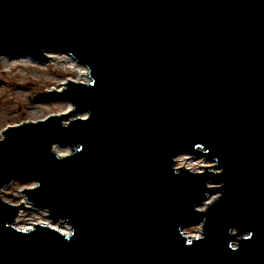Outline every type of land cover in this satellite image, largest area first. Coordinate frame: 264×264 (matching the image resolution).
Listing matches in <instances>:
<instances>
[{
	"label": "water",
	"instance_id": "water-1",
	"mask_svg": "<svg viewBox=\"0 0 264 264\" xmlns=\"http://www.w3.org/2000/svg\"><path fill=\"white\" fill-rule=\"evenodd\" d=\"M45 52L88 81L3 132L0 264H264V0H0V57ZM26 205L69 231L17 228Z\"/></svg>",
	"mask_w": 264,
	"mask_h": 264
},
{
	"label": "rangeland",
	"instance_id": "rangeland-1",
	"mask_svg": "<svg viewBox=\"0 0 264 264\" xmlns=\"http://www.w3.org/2000/svg\"><path fill=\"white\" fill-rule=\"evenodd\" d=\"M28 59L20 57V59H14L10 63L0 61V139L3 138V132L9 127L36 123L46 120L52 115L70 114L69 112L74 110V107L71 111L69 110L72 104L68 100L51 93L53 91L62 92L64 89L59 90L62 84L68 82L69 79L78 78V74L72 69V66L59 60ZM71 60L69 59V61ZM84 115H82L83 118H85ZM76 117L71 114L67 120L71 121ZM67 120H65L66 124L69 123ZM191 159L192 161L189 162L190 165L186 169L196 170L204 161H207L195 154H192ZM210 164L212 163L210 162ZM202 172L204 170L200 173ZM35 185V183L28 181L13 182L4 189L2 195L6 201L19 205L24 200L23 190ZM221 195L220 191L216 194L210 192L209 197L217 201ZM198 208L201 210V206ZM20 215L18 220L21 226L19 227L27 228L30 226L31 228L37 222L51 223L46 211L39 208L24 209ZM51 225L64 228L59 223H51ZM185 233L192 237L202 236V225L190 226L185 229Z\"/></svg>",
	"mask_w": 264,
	"mask_h": 264
},
{
	"label": "bare ground",
	"instance_id": "bare-ground-1",
	"mask_svg": "<svg viewBox=\"0 0 264 264\" xmlns=\"http://www.w3.org/2000/svg\"><path fill=\"white\" fill-rule=\"evenodd\" d=\"M64 53H59V52H45L44 54H41V55H39V56H32V55H24V56H22L21 58L23 59V58H25V59H28V58H30V59H37V60H46V61H50V60H59V61H62L63 63H65V64H70L71 66H72V69L78 74V78L77 79H74V80H71V79H69L68 80V82L69 81H75V82H79V83H84V82H87L88 81V77H87V69L86 68H83L82 67V65L81 64H79L73 57H71V56H69V55H67V54H64V55H66V56H68V57H70L69 59H72L71 61H69V59L67 58V57H65L64 55H63ZM14 59H18V58H10V57H7V56H2V57H0V61H2V62H4V63H10V62H12V60H14ZM19 59H20V57H19ZM29 60V59H28ZM20 61V60H19ZM66 84H67V82L66 83H64V84H62L61 86H60V89L59 90H63V89H65L66 87ZM72 108H73V106L71 105L70 106V111L72 110ZM69 113H71V112H69ZM84 115V114H83ZM87 115L85 114L84 115V117H86ZM55 152L59 155V156H61V157H64V156H66V155H68L69 154V152H68V150H59V149H55ZM68 153V154H67ZM191 156H192V154L190 153V154H181V155H179L177 158H176V164H175V168H188L189 167V162H191L192 161V159H191ZM206 160V159H205ZM203 166H206V167H211L212 166V164H210V162H208V161H204L203 162V164L199 167V168H197L196 170H201V171H203V170H205V168H203ZM195 169H192V171H194V172H201V171H196ZM217 187V186H216ZM215 186H212L211 185V189H210V192H212V194H216V193H219V191L217 190V188H216ZM210 195V194H209ZM216 202V199H211L209 196L206 198V200L201 204V211H205V210H207V209H209V207L212 205V203H215ZM30 208H32V206H27L26 205V208L25 209H30ZM205 209V210H204ZM21 216V215H20ZM50 221H51V219L50 218H48ZM51 223H54L53 221H51ZM51 223H42V222H37V223H35L34 225H32V227L30 228V226H28L27 228H25V227H19V226H21V225H19V220L17 221V223H16V227L17 228H19V229H21V230H30V229H32L36 224H47V225H50L51 227H53L52 225H51ZM59 224L61 223L62 224V222H58ZM63 225H64V228H57V226L56 227H53V228H55V229H58V230H60V231H62V232H64V233H67L68 231H69V228H68V226L66 225V224H64L63 223ZM62 225V226H63ZM187 235V234H186ZM189 238H192V239H194V238H197V237H192V236H189V235H187ZM201 236V235H200ZM199 236V237H200Z\"/></svg>",
	"mask_w": 264,
	"mask_h": 264
}]
</instances>
